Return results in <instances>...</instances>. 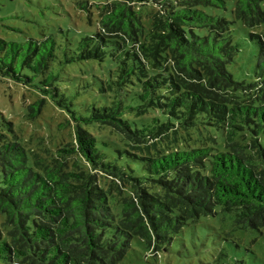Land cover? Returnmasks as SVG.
I'll return each mask as SVG.
<instances>
[{
    "label": "trees",
    "instance_id": "obj_1",
    "mask_svg": "<svg viewBox=\"0 0 264 264\" xmlns=\"http://www.w3.org/2000/svg\"><path fill=\"white\" fill-rule=\"evenodd\" d=\"M172 1H158L165 8L146 33L121 0L103 4V29L75 44L32 39L0 55L1 75L39 95L27 116L50 101L74 136L43 164L3 119L0 264H120L133 238L157 252L217 206L264 234V0H234V20L205 10L230 0ZM236 20L257 46L251 81L228 70ZM106 129L118 140L101 137ZM185 132L202 140L191 144ZM71 153L86 168L66 170ZM99 173L131 194L115 201Z\"/></svg>",
    "mask_w": 264,
    "mask_h": 264
},
{
    "label": "rangeland",
    "instance_id": "obj_2",
    "mask_svg": "<svg viewBox=\"0 0 264 264\" xmlns=\"http://www.w3.org/2000/svg\"><path fill=\"white\" fill-rule=\"evenodd\" d=\"M118 1L121 0H0V55L9 49V43H17L25 49L32 39L52 37L63 46L75 44L82 37L101 31V6ZM124 1L138 12L145 33L150 30L152 18L165 8L159 0L142 4ZM169 5L166 2V6ZM233 5L234 0H230L227 9L205 10L234 20ZM263 28L259 27L256 31ZM231 29L239 51L228 70L236 80L251 81L257 60L256 42L249 38L250 29L242 22L236 20L231 24ZM102 71L96 65L92 72L100 75ZM71 83L77 85L75 80ZM38 96L31 87L17 83L0 72V127L4 118L11 120L15 133L30 152L37 153L43 164L52 165L60 154L57 147L63 148L74 143L73 121H69L67 114L50 101L38 117L33 119L27 116V106ZM102 131L98 132L102 134L101 137L107 135L109 139L118 140L109 135L107 129ZM182 135L191 144L202 140L197 133L185 132ZM262 144L264 146V138ZM167 147L165 144L164 149ZM64 156L66 170L80 171L87 166L77 153ZM97 179L111 192L115 201H121L131 194L130 184L110 175L99 173ZM215 211V214L189 221L181 232L157 252L148 250L140 239L133 238L120 264H264V234L256 229L238 227L234 222V213L224 212L218 206Z\"/></svg>",
    "mask_w": 264,
    "mask_h": 264
}]
</instances>
